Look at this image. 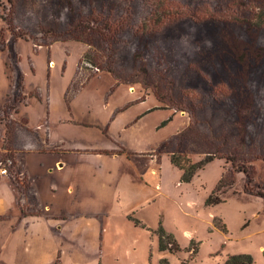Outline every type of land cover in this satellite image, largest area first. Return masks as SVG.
<instances>
[{"label": "rangeland", "instance_id": "374dc122", "mask_svg": "<svg viewBox=\"0 0 264 264\" xmlns=\"http://www.w3.org/2000/svg\"><path fill=\"white\" fill-rule=\"evenodd\" d=\"M51 47L55 71L79 59L70 77L60 72L61 93L43 67ZM18 55L27 86L52 85L60 116L87 123L63 125L67 144L124 152L85 156L80 196L58 206L66 217L40 242L0 249V264H223L243 254L264 264V0H0L8 126L38 93L24 92ZM173 153L216 158L183 181ZM11 159L0 151V167L11 171ZM217 187L220 201L206 204ZM159 227L180 252L159 250Z\"/></svg>", "mask_w": 264, "mask_h": 264}, {"label": "crops", "instance_id": "0c3cea01", "mask_svg": "<svg viewBox=\"0 0 264 264\" xmlns=\"http://www.w3.org/2000/svg\"><path fill=\"white\" fill-rule=\"evenodd\" d=\"M45 52L44 70L47 76L52 74L57 77V90L61 93L64 88L63 84L59 85V74L61 72V75L70 77V72L75 70L78 56L70 65L68 57L65 58L63 55L65 59L60 62L59 70L55 71L57 67L55 58L60 57L61 54L54 53L53 47L46 49ZM65 53L69 54L66 50ZM22 59L23 56L18 55L17 69L21 76L22 88L24 92L37 88L38 93L31 96V100L18 109L16 117L9 116L10 126L6 125L8 120L0 122L2 127L0 151L13 153L10 162L14 164L11 171L7 168L6 174L0 173V224L4 229L6 228L5 232L0 231V249H6L9 244L14 250L17 247L21 248L20 244L25 240L22 241L23 236L27 235L40 242L42 235L46 236L49 227L54 229L57 218L66 217L62 212L58 213V206L61 200L68 196L73 198L80 196L79 187L88 180L85 174L89 158L85 156L105 153L117 155L124 152L67 144L68 140L60 135L63 125L69 122L75 125L87 123L60 116L59 112H64L60 110L61 105L51 103L49 98L52 85L47 83L44 87L36 84L27 86ZM38 67L39 65L31 59L29 69L32 74H35ZM127 103L124 109L128 107ZM118 110L119 108L116 109ZM130 124L132 123L127 126ZM5 134L8 136L4 145ZM74 139L79 141L82 138L78 136ZM80 157L85 159L81 160ZM83 161L86 165L82 164ZM70 173H73L71 182Z\"/></svg>", "mask_w": 264, "mask_h": 264}, {"label": "trees", "instance_id": "16d2710c", "mask_svg": "<svg viewBox=\"0 0 264 264\" xmlns=\"http://www.w3.org/2000/svg\"><path fill=\"white\" fill-rule=\"evenodd\" d=\"M214 158H216L215 154H206L200 161L192 162L183 157L178 158L173 153L170 156V161L173 165L178 167L183 172L182 180L188 181L198 170L203 168V166L207 162L211 161ZM230 160H232L233 163L234 160L233 159ZM234 164L235 163H233V165ZM241 170L246 173L248 172L246 169H241ZM220 184L223 185V182H221ZM219 190H220L219 187H217L215 191L209 194L208 198L206 199V204L217 203L220 201V196H218L216 193ZM258 193L264 195V192H262L261 190H258ZM157 234H158V242H159L158 248L160 251H169L172 253H177L181 251V248L179 247L177 241L175 240L174 236L171 233L166 232L162 229V227H159L157 230ZM188 251H191V249L189 248ZM194 253L195 251L193 250L191 254ZM251 260H252L251 256L247 254L232 255L229 256L228 259L223 264H250ZM159 264H168V262L166 259L162 258ZM183 264H188V261L187 262L183 261Z\"/></svg>", "mask_w": 264, "mask_h": 264}, {"label": "built area", "instance_id": "2783aa9c", "mask_svg": "<svg viewBox=\"0 0 264 264\" xmlns=\"http://www.w3.org/2000/svg\"><path fill=\"white\" fill-rule=\"evenodd\" d=\"M0 173L1 174H6L7 173V168L6 167H0Z\"/></svg>", "mask_w": 264, "mask_h": 264}]
</instances>
